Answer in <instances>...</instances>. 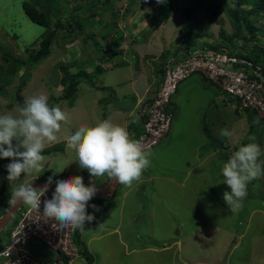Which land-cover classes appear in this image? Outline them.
I'll list each match as a JSON object with an SVG mask.
<instances>
[{
  "label": "rangeland",
  "instance_id": "obj_1",
  "mask_svg": "<svg viewBox=\"0 0 264 264\" xmlns=\"http://www.w3.org/2000/svg\"><path fill=\"white\" fill-rule=\"evenodd\" d=\"M38 1L0 0V66H9L2 59L3 53L26 61L29 57L25 48L39 49L38 40L46 28L29 21L22 6L23 2H30L40 8ZM55 3L60 14L58 18L50 14V27L54 29L59 20L63 29H58L49 55L32 67L25 84L21 85L24 67L0 80V115H18L19 107L40 94L48 96L50 106L59 105L68 114L57 141L45 148L59 145L61 149L43 154L48 157L44 170L28 176L21 174L18 182L51 178V183L56 185V181L81 173L85 186L90 182H95L97 188L108 185L111 179L107 176L91 177L87 169L79 166L75 151L67 148L65 140L81 125L94 126L105 119L119 123L105 102L113 100L120 109L118 113L126 115L119 93H125L130 80L133 89L138 90L140 83L143 86L148 83L141 76L145 72L148 76L158 75L165 59L175 57L176 62L188 66L186 62L192 59L189 57L195 56H188L177 43L188 15L195 17L193 27L197 36L191 55L220 47L221 56H210L217 59L229 83L245 78V72L226 59L232 50L223 44L221 37L222 32L227 42L233 35L228 11L235 6V0H56ZM213 7L217 8L215 15ZM69 20L73 21L71 25H67ZM251 21L256 27L255 41H249V34L241 30L235 41L236 51L249 53L252 45L264 48V10ZM75 22L80 24V30ZM243 37L248 40L243 41ZM119 42L117 52L121 54L125 50L123 46H127L138 57H124L123 61L119 56L107 58L110 47ZM146 43L151 44V52L148 53L147 45L142 54ZM145 54L152 60L144 61L148 66L141 72L139 57ZM95 61L102 70L96 69ZM127 61L134 63L129 67ZM113 62L118 66L113 67ZM64 70L69 74L86 73L90 81L77 86L71 106L67 100L58 98L63 94L60 80ZM6 78L10 79L9 84L3 83ZM200 81L205 82L201 73L188 72L178 82L170 98V127L159 142L147 149L152 153L151 165L141 180L131 188L119 184L113 196L88 202L89 214L97 220L85 224L81 240L93 257L91 264H264V176L248 184L242 207L231 212L223 200V193L230 189L223 184L221 174L223 163L240 146L255 142L264 150V121L259 123L258 117L250 121L247 115L252 117L254 111L241 110L231 92L226 90L220 96L216 86L207 88ZM115 84H121L122 89L112 88ZM103 87L109 89L102 90ZM250 96L264 114V86ZM55 99L58 101L54 102ZM251 123L258 125L251 128ZM224 128L233 135L227 137L220 149L217 140L222 138L219 133ZM142 131L143 127L139 126L134 135L129 132L130 137L133 139ZM249 136H255L256 140L250 141ZM11 162L0 158V199L8 203L11 189L6 166ZM28 207L22 204L0 231L2 241L9 238L21 212ZM99 221L100 226L95 225L98 239L90 240L87 233L95 232L91 226ZM82 259L73 264H90Z\"/></svg>",
  "mask_w": 264,
  "mask_h": 264
},
{
  "label": "clouds",
  "instance_id": "obj_2",
  "mask_svg": "<svg viewBox=\"0 0 264 264\" xmlns=\"http://www.w3.org/2000/svg\"><path fill=\"white\" fill-rule=\"evenodd\" d=\"M187 55L193 56L191 53ZM130 115L133 116V123L138 122L135 113ZM67 120L68 114L59 105L50 106L49 98L44 94L29 98L19 107L18 115H0V158L12 161L6 166V179L11 189L9 203L23 204L33 210H40L41 197L49 191L51 178L39 188L34 187L32 183L18 181L21 174L28 176L44 170L48 157L42 153L47 145L57 141L62 122ZM219 135L227 138L231 137L233 132L224 128L220 130ZM248 139L255 141L256 137L249 136ZM13 141H16L15 145ZM66 146L75 151L79 166L87 169L91 177L107 176L113 182L129 188L134 182L141 180L143 172L151 165L152 153L138 140L132 139L126 127L114 124L110 119L94 126L81 125L67 137ZM262 156L264 150L252 142L240 146L223 163V184L230 189L223 193V200L231 212L242 207L248 184L253 179L264 176ZM96 193L95 182L85 186L81 176L59 180L51 199L43 201V215L58 221L60 228L72 226L84 229L86 222L91 223L95 219L94 215L88 213V202ZM91 207L99 210L96 205ZM5 228L6 226L3 229ZM79 258L81 255L74 261Z\"/></svg>",
  "mask_w": 264,
  "mask_h": 264
},
{
  "label": "trees",
  "instance_id": "obj_3",
  "mask_svg": "<svg viewBox=\"0 0 264 264\" xmlns=\"http://www.w3.org/2000/svg\"><path fill=\"white\" fill-rule=\"evenodd\" d=\"M39 7L35 6L33 3L30 2H23V10L27 17L29 18V21H31L34 24H37L39 26L45 27L46 32L40 37L38 40L39 42V49L25 48V51L28 55V60L21 61L18 58H13L7 53L2 54V59L9 63V66L7 68L0 66V80L1 77H5L6 75L12 76L15 75L17 72V69L19 67H24L23 75H21L22 84H25L27 80L30 77V71L32 67L39 64L43 59H45L49 53H50V46L53 42V39L57 36L58 29H63V26H60L59 20H57V23L55 25V28L50 27V20L49 16L52 13L56 18H58V15L60 14V11H58V8L56 7V0H39ZM56 9V10H55ZM77 10V9H76ZM213 15H215L217 8L213 7ZM264 10V0H235V6L232 7V9H229L228 16L231 22V25L233 27V35H231L227 42L224 41V34L221 32V37L223 39V44L225 43V46L231 47L232 53L229 55H226V59L234 66L240 67L245 72V78L247 80H254L256 82H261L264 80V48H260L257 45H252L251 51L249 53H241L237 50L236 47V40L237 37H239V34L241 30H245L249 34V41H255L254 32L256 27H254L251 18L253 16H256L257 14H260ZM78 11V10H77ZM194 15L192 17L188 15V19L184 23L183 27L180 30V40L179 44L182 45V48L186 51L187 54L191 53L190 50L195 46V42L197 39V36L195 35V28L193 27V21H194ZM73 21H68L67 25H71ZM76 23V22H75ZM78 29L80 30V24L76 23ZM243 41H247L245 37H243ZM16 39V37H14ZM122 38H120L121 40ZM37 40L35 41V43ZM121 42V41H120ZM119 42V43H120ZM114 44L111 49V53H109L108 57L114 56V49L119 45ZM179 45V46H180ZM114 46V47H113ZM98 48V47H97ZM220 47L217 48H209L206 51L204 50L201 54L197 55L195 59H201L204 60L208 55H222V51H220ZM97 50V49H96ZM100 50V49H99ZM98 50V51H99ZM97 51V52H98ZM235 51V52H234ZM165 54V53H164ZM163 54V56H164ZM166 55L164 56L165 59ZM166 61L162 64L163 66L159 69V81H163L165 73H166ZM97 70H101L100 66L95 65ZM192 72H199L204 76V81H207L210 83V85L216 86L218 89H221V92L227 93V91L224 89L221 80L218 81L213 80L208 74L200 70L199 68L193 70ZM86 73H75V74H69L64 70L63 76L60 80V86H62L63 94L61 97H58L60 100H67V104L71 106L72 101L75 100V94L77 91V86H79L81 83H89V79L86 78ZM182 80V79H181ZM3 83L9 84L10 79L6 78L2 80ZM264 82V81H263ZM178 84V83H177ZM177 84L175 88V92L177 90ZM2 87H0L1 91ZM174 92V93H175ZM234 98L237 100V104L239 105V108L241 110H253L254 114H251V116L247 115V118L252 121L253 117L259 118V123L264 121V114H262L260 107L256 104L250 103L249 101L243 99L240 96L235 95ZM57 102L58 99H55L54 102ZM150 102V100H149ZM238 112V110L236 111ZM170 113V112H169ZM258 123L254 124L251 123V128H254L257 126ZM216 143V142H215ZM217 144L219 145L218 148H223V139H218ZM61 149V147L58 145L49 147L48 149H45L42 154L55 152L56 150ZM47 180H38L36 182H46ZM119 186V185H118ZM117 186V187H118ZM116 190V189H115ZM115 190L112 194V196L115 194ZM12 207L7 201L4 199H0V219L4 217V215L7 213V211ZM16 214V213H15ZM14 214V215H15ZM8 240V239H7ZM5 240V241H7ZM0 241H2L0 239ZM74 242L77 246L80 245L79 237L78 235H75ZM41 246H33L29 247L30 252L34 257H38L39 260H50V258L53 256L56 257L55 254H52L50 252H46L45 250H42L40 248ZM81 257L88 263H93V257L92 255L87 251L86 248H80L79 251Z\"/></svg>",
  "mask_w": 264,
  "mask_h": 264
},
{
  "label": "built area",
  "instance_id": "obj_4",
  "mask_svg": "<svg viewBox=\"0 0 264 264\" xmlns=\"http://www.w3.org/2000/svg\"><path fill=\"white\" fill-rule=\"evenodd\" d=\"M195 57H191L192 59L186 62L188 66H185V62H176L177 60L166 62L164 79L157 85L154 96L150 102L144 101L140 104L143 131L133 139L138 140L146 149L159 142L168 132L171 119L169 113L171 95L175 92L176 84L188 72L197 68L205 71L213 80L220 79L224 89L234 96H240L250 103L257 104L255 100H251L250 94L261 91L264 80L256 82L242 77V79L237 78L234 84L229 83V78L219 69L217 59L210 55L204 60L195 59ZM50 188L55 189V184L51 183ZM51 197L52 195L48 193L41 197L40 210L28 207L21 212L20 219L11 229L8 240L0 241V264H71L80 256L81 246L75 244L74 237L82 233L84 229L72 226L60 228L58 221L46 218L43 215V201ZM33 246H41L43 250L55 254L56 257L52 256L50 260H39L30 252L29 247Z\"/></svg>",
  "mask_w": 264,
  "mask_h": 264
},
{
  "label": "crops",
  "instance_id": "obj_5",
  "mask_svg": "<svg viewBox=\"0 0 264 264\" xmlns=\"http://www.w3.org/2000/svg\"><path fill=\"white\" fill-rule=\"evenodd\" d=\"M150 37V36H149ZM150 38H148V40H149ZM147 40V41H148ZM178 43V42H177ZM119 45H120V43H119ZM118 45V46H119ZM147 45H148V48L150 49L149 51H148V53L149 52H151V44L150 43H146L145 44V46H144V50H143V52H142V54H144L145 53V50H146V48H147ZM118 46L114 49V56H119V59H121L122 58V61L124 60V57L125 58H127V57H129V56H135V57H138L137 55H136V53H134V49H128L127 48V46H123L124 48H125V50H123V51H121V54H120V51H118L117 52V48H118ZM120 50H121V48H120ZM127 51H131V54H129ZM161 51H162V49H161ZM164 54V53H163ZM163 54H162V57H163ZM113 56V57H114ZM167 57V56H166ZM133 59V58H132ZM139 60L140 61H142V64H141V72H143L144 71V68H146L148 65L147 64H145V62L144 61H150V60H152V59H148L147 58V56H146V54L143 56V55H141L140 57H139ZM172 60H175V58H173V59H171V60H168V59H165L164 61H166V62H169V61H172ZM98 61V60H97ZM97 61H95V65H96V62ZM134 61V60H133ZM164 61H163V63H164ZM100 62H101V59H100ZM108 62V61H107ZM165 62V63H166ZM132 63H134V62H132ZM131 61H127V65L129 66V67H131ZM162 63V64H163ZM100 64V63H99ZM114 65H117V64H115V62H113V67H114ZM99 66V65H98ZM118 66V65H117ZM163 65H160L159 66V69L162 67ZM102 70V69H101ZM141 77H143V78H145L146 79V81L148 82L147 84H145L144 86L142 85L143 83H140V86H139V88H137L138 90H135V89H133V87H132V85H133V80H130V82H127L128 84L126 85L127 87L125 88V93H123V91H122V93H119V96L120 97H122V100H123V104H125V111H127L126 113V115H120L119 113H121V112H119L118 113V111H120V109L115 105V104H113V100H109V101H107V102H105V105H106V107L107 108H111L112 110H113V113L115 114V116L116 117H118L119 118V123L118 122H116V121H113L112 119H111V121L114 123V124H118V125H121V123H122V125L121 126H124V127H126L127 128V130H128V132H130V131H132V135H134L136 132H137V129L139 128V126L141 127L142 126V122H141V117H140V104L142 103V102H144L143 100H145V101H149L153 96H154V94H155V92H156V90L155 89H157V87H156V80L157 81H159V75H157V74H155L154 73V75H149L148 76V72H145V74L143 75V76H141ZM149 79H151L150 81H149ZM201 82V81H200ZM205 82H207V81H205ZM205 82H201V83H203V84H206L207 86V88H210L209 86H213V85H210V83L209 82H207V83H205ZM156 84V85H155ZM142 86H143V88H144V90H142L141 88H142ZM115 87H117V88H119V89H122V87H121V84H115L112 88H115ZM205 87V86H204ZM112 88H110V89H112ZM95 89H97V88H95ZM106 89H109V88H106V87H103L102 88V90H106ZM112 90H114V89H112ZM220 91H219V93H220V96H221V94L223 93H221V89H219ZM105 93V92H104ZM149 94H151V96L149 97L148 95ZM129 99H132V102H130L129 101ZM122 109V108H121ZM131 113H135V116L136 117H138V124H139V126H138V124H137V122L136 123H133V116L132 115H130ZM120 119H122V122H120ZM221 139H223V144L225 143V140L227 139V138H225V137H222ZM220 139V140H221ZM65 142H66V140H65ZM224 146V145H223ZM221 149V148H220ZM80 175V174H79ZM78 175V176H79ZM98 186V185H97ZM101 186H102V184H101ZM99 187V186H98ZM118 189V188H117ZM117 191V190H116ZM88 213H89V209H88ZM97 220V218H95L94 219V221H96ZM87 223V222H86ZM85 223V224H86ZM98 226H100V221H99V223H97L96 224V222H95V224H94V226H91V230H93V229H96V231L94 232V231H89L87 234H90L91 236H90V240H92V239H98V234H97V227ZM81 235H82V233H80L79 235H78V237H79V241H80V245L79 246H81L82 248H86L87 249V251H89V249L87 248V246H86V244L81 240ZM175 243H179V241H175ZM79 259H82V258H79ZM177 259H179L178 257H177ZM77 261V260H76ZM76 261H74V262H76ZM73 262V263H74ZM82 262L83 263H85V260L84 259H82ZM72 263V264H73Z\"/></svg>",
  "mask_w": 264,
  "mask_h": 264
},
{
  "label": "water",
  "instance_id": "obj_6",
  "mask_svg": "<svg viewBox=\"0 0 264 264\" xmlns=\"http://www.w3.org/2000/svg\"><path fill=\"white\" fill-rule=\"evenodd\" d=\"M30 183H32L33 186L37 187V188L46 184V182H36V181L30 182ZM118 185L119 184H117L111 180L110 183L108 185H106L105 187L97 188V193L94 196V198L105 199L107 197H111L114 190L117 188ZM54 190L55 189L50 188L47 193L52 195ZM21 206H22V204L12 205V207L7 211V213L4 215V217H2L0 219V231L8 224V222L11 220V218L14 216V214L20 209Z\"/></svg>",
  "mask_w": 264,
  "mask_h": 264
}]
</instances>
